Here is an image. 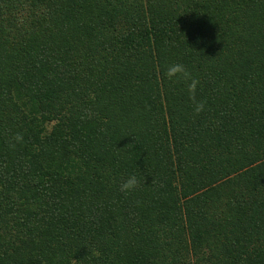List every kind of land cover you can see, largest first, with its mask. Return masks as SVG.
I'll list each match as a JSON object with an SVG mask.
<instances>
[{"label": "trees", "instance_id": "trees-1", "mask_svg": "<svg viewBox=\"0 0 264 264\" xmlns=\"http://www.w3.org/2000/svg\"><path fill=\"white\" fill-rule=\"evenodd\" d=\"M0 264H264V0H0Z\"/></svg>", "mask_w": 264, "mask_h": 264}, {"label": "clouds", "instance_id": "clouds-1", "mask_svg": "<svg viewBox=\"0 0 264 264\" xmlns=\"http://www.w3.org/2000/svg\"><path fill=\"white\" fill-rule=\"evenodd\" d=\"M166 76L169 81L177 83L183 82L186 85L187 91L189 93V98L193 102L194 111L197 115L205 110L206 101L196 100V92L200 81L194 78L183 64L176 63L169 65L166 70ZM14 139L17 143H19L23 141V136L17 134ZM12 146L15 147L14 144ZM138 187L139 181L135 175H132L120 184L119 190L121 193L129 194L135 191Z\"/></svg>", "mask_w": 264, "mask_h": 264}]
</instances>
